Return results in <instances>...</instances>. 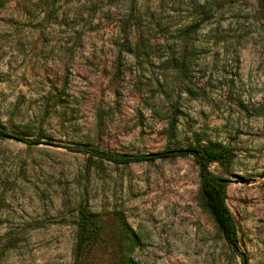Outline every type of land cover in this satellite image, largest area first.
I'll return each instance as SVG.
<instances>
[{"label":"rangeland","instance_id":"obj_1","mask_svg":"<svg viewBox=\"0 0 264 264\" xmlns=\"http://www.w3.org/2000/svg\"><path fill=\"white\" fill-rule=\"evenodd\" d=\"M261 2L0 0V128L40 140L0 135V264H73L80 205L103 223L83 264H264ZM193 145L235 152L211 170L230 179L238 249L199 202L191 154L115 164L79 150Z\"/></svg>","mask_w":264,"mask_h":264},{"label":"trees","instance_id":"obj_2","mask_svg":"<svg viewBox=\"0 0 264 264\" xmlns=\"http://www.w3.org/2000/svg\"><path fill=\"white\" fill-rule=\"evenodd\" d=\"M208 5H199V16L201 21L204 20ZM258 12L261 22L264 26V0H262ZM197 23H192L186 32L185 46H194V35L197 33ZM199 26V25H197ZM192 53L185 50L180 52L178 57H174V64L182 74H185L192 65ZM190 56V57H189ZM190 58V60L188 59ZM192 82L190 81V90H192ZM173 123V121H172ZM0 135L6 137L7 131L0 128ZM18 137V136H17ZM18 140L36 144L39 138L18 137ZM85 154L92 157H98L103 160L111 161L115 164H130L135 162L151 161L155 159H168L174 156L191 154L199 169V202L213 217L218 228L224 235L226 241L232 248L238 249V225L234 214L227 204V186L230 179L216 175L211 170L213 163H219L223 166H230L235 158V152L231 146H213V145H193L190 148H167L160 152L154 153H117L101 150L97 147L83 146L79 149ZM124 235L128 238V250L133 252L139 245V238L136 232L130 227L126 220H123ZM76 243L73 251V264H83V257L99 239L103 223L99 216L91 212L87 206L80 205L78 209V220L76 222ZM133 257H129L126 264H135ZM247 261V258H246Z\"/></svg>","mask_w":264,"mask_h":264},{"label":"water","instance_id":"obj_3","mask_svg":"<svg viewBox=\"0 0 264 264\" xmlns=\"http://www.w3.org/2000/svg\"><path fill=\"white\" fill-rule=\"evenodd\" d=\"M7 136H8V137L15 138V139H18V137H17V136H14V135H10V134H8Z\"/></svg>","mask_w":264,"mask_h":264}]
</instances>
